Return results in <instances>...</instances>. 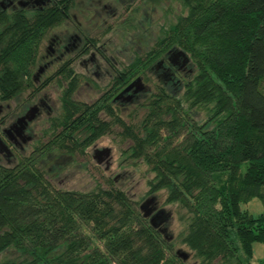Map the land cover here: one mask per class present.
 <instances>
[{
    "label": "trees",
    "instance_id": "1",
    "mask_svg": "<svg viewBox=\"0 0 264 264\" xmlns=\"http://www.w3.org/2000/svg\"><path fill=\"white\" fill-rule=\"evenodd\" d=\"M176 1L185 11L128 67L126 83H118L145 77L173 48L189 54L193 75L173 89L160 82L135 125L111 99L76 101L78 76L66 68L71 81L63 114L51 120L63 137L37 148L32 164L0 165V252L11 247L26 256L0 264H172L170 257L179 258L122 189L59 188L34 164L51 151L84 153L113 123L132 141L126 159L145 160L155 172L150 195L165 189L168 203L185 208L181 242L194 256L205 264H251L254 242L264 243V210L254 216L242 203L259 197L264 204V0ZM64 2L30 15L0 11L1 100L34 86L41 42L74 0ZM201 106L208 111L204 122L194 114Z\"/></svg>",
    "mask_w": 264,
    "mask_h": 264
},
{
    "label": "rangeland",
    "instance_id": "2",
    "mask_svg": "<svg viewBox=\"0 0 264 264\" xmlns=\"http://www.w3.org/2000/svg\"><path fill=\"white\" fill-rule=\"evenodd\" d=\"M138 1L132 5L129 2H125L129 5L128 7L125 4H122V6L120 4V16L113 18L107 14H103V17L95 15L94 10L98 6L93 7L92 4L94 2H91V0H74L75 4L70 12L72 16L76 14L81 22H83L84 35L94 39L99 46L107 50L110 57L112 56V64H116L118 69L125 70V68L136 62L137 58L146 56L151 48L156 47L164 30L163 28L175 22L176 15L181 13V11H185L182 4L176 0ZM154 2L159 3L156 4ZM135 4L143 7V9L131 17V11H134L136 7ZM74 19L72 17L71 22H68L69 24H62L49 29L42 41L40 52L43 53L49 34L74 29V24H76ZM105 19H107V22L104 21ZM97 54L100 59L101 55L99 53ZM104 64L101 75L94 73L93 67H90L91 70L87 72L84 65L79 63L75 64V71L82 78L73 95L76 101L91 104L111 87L114 79L110 74L113 75L116 73L112 65L110 66L105 61ZM55 65L50 67L42 78L53 74L56 70ZM186 67L187 69L185 71L187 72L188 69H193L191 62ZM107 70L110 71V74L106 72ZM192 73L189 72L186 75L187 78H184V80L193 75ZM184 75L185 73L182 74L181 78ZM158 81L156 73L148 72L144 78V83L150 86L151 94L149 92V95L146 98L143 96L139 99V102L126 103L124 110L114 105L115 111L127 123L139 125L146 111L145 104L149 101L151 95L157 92ZM169 82L168 89H173L179 81L176 79L170 80ZM174 82L176 84H173ZM66 85L67 83L61 81V79H55L43 90L49 98L48 103L54 108L52 116H59L63 113L61 96ZM27 93L28 91L24 92L19 100L12 101L11 104L16 106L15 112H18L22 104H27L30 101ZM31 101L33 102L35 100ZM194 114L200 122H204L208 117V111L204 106L195 108ZM102 116L107 120H112V117L105 112H103ZM47 117V114L43 112L32 123L31 127L36 135H40L43 130L49 127L50 121ZM131 143L132 141L130 139L122 135V127L119 124L113 123L112 130L97 140V147L100 149L104 147L112 148V160L109 170L105 169V163L101 165L93 157V146L88 149V152L77 153L72 156H62L58 152L49 154L43 157L39 165L50 181L59 188L86 191L97 188L98 186L103 188L114 186L125 191L133 200L140 204L151 196L149 193V182L154 178L155 172L150 169L145 160L131 161L126 159L127 149ZM1 161H4L3 158ZM167 195L168 193L165 189L157 193V208L153 213H156L159 208H164L167 212H170L171 215L162 221L159 227L165 229L168 237H171L170 242L174 248V252L179 248L190 252L191 249L181 242L180 236L186 226L187 217L186 219L183 217L186 214V210L179 203H168ZM242 208L248 210L254 216H259L264 210V204L259 197H254L248 202H243ZM25 257V254L21 251L11 247L0 252V262L7 258L21 260ZM170 258L171 262H173L172 264H205L200 258L195 257L193 252L187 261H182L179 258ZM263 259L264 243L256 241L254 242V258L251 259V264H262L261 260ZM219 263L221 264V261Z\"/></svg>",
    "mask_w": 264,
    "mask_h": 264
},
{
    "label": "flooded vegetation",
    "instance_id": "3",
    "mask_svg": "<svg viewBox=\"0 0 264 264\" xmlns=\"http://www.w3.org/2000/svg\"><path fill=\"white\" fill-rule=\"evenodd\" d=\"M91 2H94L92 4L93 7L96 5L98 6V8H95L94 10L95 15L103 17V14H107L113 18L120 16V4L121 6L122 4H125V6L128 7L129 5H127V3L125 2H129V4L132 5L135 2L139 1L91 0ZM53 4H59L58 7H61L65 5V2L64 0H4L0 1V11H7L11 13L14 11L24 10L25 12H27V14L30 15L31 13L36 12L37 10H41L45 7H50ZM74 4L75 2L71 4L68 12L66 13L65 20H63L61 23L56 24L55 26L69 24L68 22H71V19L73 17L75 18L74 20L76 22V24H74L75 28L72 30H67L66 32L49 34L46 39L47 45L44 47L43 53L40 52L42 45L41 42L37 62L31 74V81L34 86L26 88L22 92L17 93L16 95L12 96L7 100L0 99V165L14 167L17 164H32L30 157L32 153L36 151L37 148H39V152H41L44 150L43 145H45L48 140L52 139L55 135L63 137L62 128H59L57 130H53L51 128V120L61 116L63 113L59 116H52L54 108L50 106L51 104L48 103L49 98L46 96L43 90L55 79H61V81L66 82L67 85L65 88H67L71 80L69 76H65L63 73L66 68L72 69L74 71V73L78 76L80 84L82 78L81 75H79L75 71L76 63L84 65L86 67L87 72L91 70L90 67H93V72L97 75L102 74L103 66L105 65L104 61L110 64V66L112 65L113 69L115 70L116 74L113 75L110 74L109 70L106 71L112 76L114 82L112 83L111 87L105 92H103V94L94 102L98 101L101 98H108L109 100L111 99L110 101L113 106L117 105L120 107L121 110H124L126 103L139 102V99H141L143 96L144 98H146L149 95V92L151 90L150 86H147V89L136 92L134 87L128 92H125L123 95H120L125 90V88L130 83H132L137 77H142L143 83L145 77L137 76L127 84L118 83L119 80L126 83L128 67L125 68V70L118 69L116 67V64H112V56L110 57L107 50L99 46V44H97L94 39L90 38L87 35H84L82 27L83 22H81V20L77 17L76 14L72 16L70 13ZM142 9L143 7H139V5H136L134 11H131V17L136 15V13L141 11ZM104 21L107 22V19H105ZM97 53L101 55L102 60L101 58L99 59ZM172 58L175 61L174 63L171 61L169 54H167L163 58H161L164 59L162 63L156 64L161 60L159 59L155 61L153 65H150L148 68V72H154V74L156 73L159 80L158 82L160 83L162 79L163 82H165V86L170 85V80L178 79V83H181V81L186 77V75L189 72L193 71V69L191 70V68L188 69V72L185 71L187 69L186 65H183L181 63V60H179V62L176 61V58L174 56H172ZM54 65L56 66V70L53 72V74L42 78L45 72ZM184 73L185 75L183 76V78H181L182 74ZM43 83L46 84L39 88V86H41ZM173 84H176V82H174ZM117 89L119 90L117 91ZM26 91H28L27 97L30 99V101L27 104H22L18 112H15L16 106H13L11 104L12 101L14 102V100H19L22 94ZM64 91L61 96V102L63 101ZM31 100H35L33 101L34 103ZM30 102H32V104H30ZM32 106L36 107L35 117L30 121L27 120V123L22 121L21 124H24V127L22 130H20V123L18 122V119L23 117ZM43 112H45V114H47L48 116L47 118H49V127L43 130L40 135H36L33 132L31 125L38 117L42 115ZM41 139H43V141H41ZM92 146L94 148L93 157L95 158V155L100 150V148L97 147V141L89 145L85 149L84 153L88 152V149H90ZM56 152L57 151H51L48 154H43L42 156L41 154H39V159L34 164H40L43 157ZM61 155L72 156L68 153H61ZM2 158L4 161H1ZM106 162V159L103 158V163L106 164ZM157 229L164 235V233L161 231V227H158Z\"/></svg>",
    "mask_w": 264,
    "mask_h": 264
},
{
    "label": "water",
    "instance_id": "4",
    "mask_svg": "<svg viewBox=\"0 0 264 264\" xmlns=\"http://www.w3.org/2000/svg\"><path fill=\"white\" fill-rule=\"evenodd\" d=\"M168 54H169L170 59L173 63L175 61L172 58V56H174L176 58V61H178V62H179V60H181V63L183 65H187L191 62V58H190L189 54H187V52H185L184 50H182L180 48H175V49L173 48L168 52ZM163 61H164V59H161L156 64L162 63ZM161 78H162V76H161ZM161 82L165 83V82H163L162 79H161ZM134 87H135V92L147 89V85L145 83H143L142 77H137L132 83H130L125 88V90L120 95H123L125 92H128L129 90H131ZM35 111H36V107L32 106L29 109V111L23 117L18 119V122L20 123V127H19L20 130H22L24 127V124H21V122L23 121V122L27 123V120L28 121L32 120L35 117ZM111 152H112V148L104 147L103 149H100L97 152V154L95 155V159L97 160L98 163L103 164V158L106 159L107 162H106L105 169H107V170H109V168L111 166V160H112ZM156 208H157V205H156V195L155 194L149 196L146 200H144L140 204V210H141L143 216L145 218L149 219L150 224L154 228H158L159 224L171 215L170 212H167L164 208H159L156 213H153ZM161 231L164 233L165 237L168 240H170L171 237H168V235H166L167 234V233H165L166 230L161 229ZM191 253H192L191 251L188 252L187 250H185L183 248H179L176 250V255L183 261H187L191 257Z\"/></svg>",
    "mask_w": 264,
    "mask_h": 264
}]
</instances>
